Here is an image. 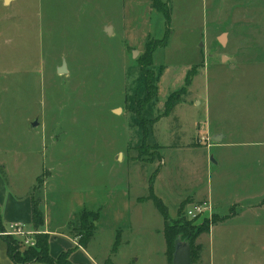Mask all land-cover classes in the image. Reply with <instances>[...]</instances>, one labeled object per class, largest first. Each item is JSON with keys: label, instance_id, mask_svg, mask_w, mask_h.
<instances>
[{"label": "rangeland", "instance_id": "rangeland-1", "mask_svg": "<svg viewBox=\"0 0 264 264\" xmlns=\"http://www.w3.org/2000/svg\"><path fill=\"white\" fill-rule=\"evenodd\" d=\"M160 1L171 25L151 0H0V213L17 222L30 192L80 246L83 203L106 199L93 251L118 241L116 264H171L154 175L171 222L208 228L192 264H264V0ZM164 41L147 104V46ZM203 200L214 212L187 219Z\"/></svg>", "mask_w": 264, "mask_h": 264}, {"label": "trees", "instance_id": "trees-1", "mask_svg": "<svg viewBox=\"0 0 264 264\" xmlns=\"http://www.w3.org/2000/svg\"><path fill=\"white\" fill-rule=\"evenodd\" d=\"M152 5L158 12L162 13L166 19V23L171 25V12L169 9H166V5H164L160 0H151ZM169 33V32H168ZM168 42L164 41L161 45H153L149 43L147 46L148 54L150 55V60L148 65L142 66V71L144 73V78L146 80V98L145 103L149 104L153 101V99L158 94V87L154 85V77L152 73L148 70L149 65L153 64L152 54L159 48L167 46ZM192 76H188L187 85L190 84V79ZM179 97L170 96L167 101L166 111L163 116H168L174 107L178 104ZM139 118L141 116V112L138 113ZM137 115V116H138ZM142 119V118H141ZM145 121V120H144ZM140 130L143 135L144 141H149L151 137V129H148L144 126V122L142 121L141 125H139ZM155 176L153 175L150 186V197L149 199L154 203L155 207L160 211L164 218V226H165V240L167 242V254L170 257L171 264H173V254L176 250L178 240L189 242L191 245V257L192 260L196 253V239L203 234L208 228H200L194 225L192 222H186L185 220H179L178 222H171L169 217V211L167 210L166 205H164L163 201L154 195V186L153 181ZM39 183V182H38ZM36 190H34L35 192ZM33 205H32V214H33V229L39 234L36 236V247L29 248L25 250L23 253L19 250L20 245L18 240L12 239L11 237L3 236L5 242L8 246V255L15 264H33V262H39L43 264H74L70 260V256L73 253V250L65 251L60 254L57 258H53L50 255V245H49V234L45 235L42 233V229L45 225L44 214L42 211V200L35 198L32 194ZM0 215V235L3 232H6L3 227L2 219ZM99 214L98 213H90L87 211H83L80 217L82 223V240L81 246L86 248L89 242L93 239L95 235V222L98 221ZM115 246L113 248L112 254L117 253L119 249L118 241L115 242ZM107 264H112L111 261H108Z\"/></svg>", "mask_w": 264, "mask_h": 264}, {"label": "crops", "instance_id": "crops-1", "mask_svg": "<svg viewBox=\"0 0 264 264\" xmlns=\"http://www.w3.org/2000/svg\"><path fill=\"white\" fill-rule=\"evenodd\" d=\"M9 1L10 0H6V3H8ZM217 135L222 136L221 141H223L225 139V136H223V134H217ZM217 135H214V137H216ZM119 154H120V156L122 155L121 153H119ZM189 170H190V172H188V175H185L186 178L189 177L190 174L192 175V172H194V168L189 169ZM7 171H8V168L5 165H0V192L1 191L5 192V190L7 189V187H6L7 184L5 181V176H6L5 174L7 173ZM156 179H159V177L157 176ZM155 184H156V182H155ZM195 191H194L193 197H192V198H194V201H195V197H196ZM154 195H155V192H154ZM155 196H157V195H155ZM1 197H2V195L0 194V198ZM11 197H12V195H11ZM31 198H32V196H31L30 192L26 196L25 200H27V201H25V202H21V200H19V199L15 200L12 198L13 201L11 204L13 206V211H14V215H15L14 219L17 222L11 223V224H17V223L25 224L27 228L29 227V230H34L33 225H32V221H33V214H32L33 200ZM189 198H191V196ZM160 199L162 200V198H160ZM203 201H206V200H203ZM203 201L196 202V203H202ZM103 203H104V205H107L106 199H105V202L103 201ZM103 203H102V201H96V202H94L92 207H86V203H83V207H82L83 210L79 211V215L80 214L82 215L83 211H87L90 213H98V212H95L94 209H96L95 207L98 206V210L101 211L102 207H103ZM193 203H195V202H193ZM2 205H3V201L0 200V206L2 207ZM42 207H43V203H42ZM48 207H49V202L47 201L45 204V208H48ZM43 210H45V209H43ZM213 210H214V207H213ZM27 214L30 216L29 219H27ZM0 215H2L1 219H2V223H3V227H4V230H6L9 227V225H11V224H9V222H7V221H9V218H7L8 215L5 214L6 219H4L3 211H2V213H0ZM81 215H80V217H81ZM49 216H48V218L47 217L45 218V225L42 229V233L45 235L49 234L50 255L53 258H57L60 254L64 253L65 251L76 249V246H78V244L75 240L70 238L69 235H67V233H66L67 229H65V228H66V226H68V224L71 221L68 222L67 224H63V225L59 226L58 224L54 223V220H52V218ZM100 217H101V214H99L98 221L95 222V228H96L95 235H94L93 239L88 243L89 245L86 248H84L80 244V246H78L79 248L76 249L75 251H73V253L71 254L70 260L74 264H107L108 261L112 260L111 259L112 257L114 260H116L115 259L116 253L111 254V256H110V253H112L111 250H108L107 254L104 253L101 256H98L96 254V252L93 251L95 242L98 238L100 231L102 230L100 228V224H99ZM75 218H76V215H75ZM23 222H27V224L23 223ZM57 239L61 240V244H59L58 246L56 245L58 243ZM54 241H55V243H54ZM80 251H82L83 256L77 255V253ZM114 260H112V262ZM0 264H15L14 261H12L8 255V246H7V243L5 242L3 236L2 237L0 236ZM33 264H43V263L33 262ZM113 264H116V262H113Z\"/></svg>", "mask_w": 264, "mask_h": 264}, {"label": "built area", "instance_id": "built-area-1", "mask_svg": "<svg viewBox=\"0 0 264 264\" xmlns=\"http://www.w3.org/2000/svg\"><path fill=\"white\" fill-rule=\"evenodd\" d=\"M207 141L208 139H204ZM214 212L213 206L210 201H203L202 203H195L189 206L186 212V218L191 220H197ZM39 232L35 230H29L24 224H11L0 236L12 237L19 241L20 246L29 249L36 247V236ZM79 246V244H78Z\"/></svg>", "mask_w": 264, "mask_h": 264}, {"label": "water", "instance_id": "water-1", "mask_svg": "<svg viewBox=\"0 0 264 264\" xmlns=\"http://www.w3.org/2000/svg\"><path fill=\"white\" fill-rule=\"evenodd\" d=\"M106 32L108 35L112 34V28H106ZM136 55V53H135ZM227 60V59H225ZM57 74H62L66 75L67 74V69H66V64L64 63L59 69L57 70ZM117 113V112H116ZM38 126V123L34 125V127ZM222 136L217 135L216 137L213 138L214 142H221ZM177 247L176 250L173 254V264H192V257H191V245L189 242L186 241H177Z\"/></svg>", "mask_w": 264, "mask_h": 264}]
</instances>
